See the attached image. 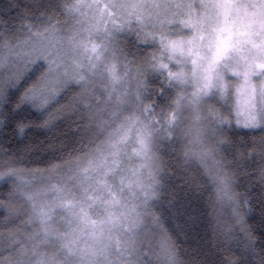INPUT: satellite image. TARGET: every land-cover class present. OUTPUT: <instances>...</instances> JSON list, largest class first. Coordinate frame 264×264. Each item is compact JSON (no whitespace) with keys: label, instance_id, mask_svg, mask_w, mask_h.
Returning <instances> with one entry per match:
<instances>
[{"label":"snow or ice","instance_id":"obj_1","mask_svg":"<svg viewBox=\"0 0 264 264\" xmlns=\"http://www.w3.org/2000/svg\"><path fill=\"white\" fill-rule=\"evenodd\" d=\"M63 3L67 20L62 25L51 17L47 27L35 32L32 28L36 25H21L28 40L17 45L11 41L0 43V125L15 119L26 108L43 115L48 110L46 105L63 94L55 89L67 91L75 86L82 89L79 97H74L78 106L86 97L95 99V105H83L86 113L82 117L90 121V130H95L90 141L95 147L77 149L85 155L68 169L70 174L50 177L57 183L44 190L33 189L38 178H23V169L18 167L23 160L18 156L0 158V186L11 185L8 197L19 199L24 207L23 212L13 215L16 219L27 216L19 227L37 229L26 231L13 242L8 250L15 251L16 258L9 264H119L120 260L131 264L139 235L145 229L160 231L159 218L149 224V212L161 188L157 178L161 170L153 166V148L160 142L161 132L167 131L163 139L169 143L183 144L184 155L192 162L215 157L225 144L216 138L232 124L213 105L229 108L234 78L242 80L241 87L251 89L254 101L242 122L237 112L236 127L264 133V0ZM124 31H135L138 37L142 33L141 43L158 46L159 55L151 54V67L144 71L160 76L167 73V87L181 89L175 102L168 105L170 114L163 108L157 114L152 104L142 111L137 107L139 115L123 116L129 109L133 81L130 65L134 63L127 60L116 39ZM21 44H31L32 51L17 52ZM30 55L36 56L33 64L46 61L47 71L14 100V93L29 76L18 66ZM140 71L137 70V81ZM254 80L262 83L255 85ZM98 84L103 85L101 95L107 93L104 99L95 97ZM157 115L162 119L151 118ZM16 128L23 134L31 124L21 118ZM252 143L264 149V135ZM134 160L143 162L126 167ZM226 166L214 162L217 174L209 177L222 195L228 194L230 180L218 170ZM55 170L59 171L60 166ZM233 216L241 230L247 231L238 204ZM4 223L0 221V227ZM117 235L125 241L123 245L115 238ZM157 246L163 264H182L167 236L161 235ZM47 249L54 251L49 254ZM0 264L4 262L0 260ZM220 264H241V258L233 259L223 249Z\"/></svg>","mask_w":264,"mask_h":264},{"label":"trees","instance_id":"obj_2","mask_svg":"<svg viewBox=\"0 0 264 264\" xmlns=\"http://www.w3.org/2000/svg\"><path fill=\"white\" fill-rule=\"evenodd\" d=\"M65 6L63 0H0V43L11 41L15 45L20 40H28L27 32L21 25L34 24L37 27L32 31L35 32L48 26L49 17L62 25L67 20L62 11ZM116 39L127 60L134 61L130 65L133 70L131 92L136 100L140 96L139 100L145 102V107L155 104L157 114L161 108L170 114L172 109L168 105L175 102L181 90L167 87V73L160 76L144 71L151 67V54L159 55L158 46L141 43L144 36L141 33L138 37L135 31H126L124 35L119 33ZM35 65L14 93V100L46 72L45 63ZM137 70H141L138 81ZM102 87V84L97 86L95 97L106 98L107 93L101 95ZM54 91L63 94L50 101V106L46 105L48 110L43 115L26 108L15 119L0 125V158L7 160L18 156L22 159L23 163L18 167L23 169L25 177L34 173L59 175L74 167L75 162L85 155L77 149L95 147L90 143L95 130H90L88 119H82L86 113L83 105H95V99L86 97L78 106L74 97H79L82 89L74 86L67 91H63L62 87ZM161 92L163 96L159 95ZM132 99L130 95L128 104ZM7 113L8 109H5V115ZM21 118L31 124V128L23 134L16 128ZM262 135L264 133L259 130L232 125L225 127L218 136L219 140L227 142L225 147H221L219 159L227 165L222 171L230 180L228 195L233 198L232 203L219 194L216 185L209 179L211 173L203 164L185 157L183 144L166 142L158 148L162 173L158 199L153 204L154 213L159 218L162 235L170 239L182 264H220L223 249H227L231 258H241V264H262L264 178H261V171H264V149L258 143H252L259 141ZM57 166H60L59 171L55 170ZM10 187L0 186V203L3 204L0 221L5 222L0 227V237L5 238L19 229L10 214L11 210L17 211L14 200L8 197ZM237 204L240 215L244 217L243 228L247 231L241 230L233 216Z\"/></svg>","mask_w":264,"mask_h":264},{"label":"rangeland","instance_id":"obj_3","mask_svg":"<svg viewBox=\"0 0 264 264\" xmlns=\"http://www.w3.org/2000/svg\"><path fill=\"white\" fill-rule=\"evenodd\" d=\"M145 31H150V29H146ZM125 32L126 31L122 32V34L124 35ZM117 36H119V33L117 34ZM174 39H179V37H174ZM19 42H21V40L18 41L15 45L19 44ZM15 50L17 52H20L21 54L29 53L32 51V45L31 44H21ZM33 60H36L35 55L27 56L24 60H22L20 65L18 66L20 68V71H23V72L29 71L30 72L36 66L35 65L36 63L47 64L46 61H40V60H37V62L35 64H33L32 63ZM173 71H178V69L173 68ZM232 82L235 85V87L232 89V97H231V100L229 101V108L228 109L221 108L220 104H214L213 106L218 111H220V113L222 114L224 119L230 120L231 124L236 127L237 112L240 113V119L242 122L243 115L246 113L247 109L251 106V104L254 101L252 98L251 89L241 87L242 80H236L233 78ZM261 83H262V81H260V80H254L253 81V84H255V85H260ZM98 85H100V84H98ZM188 91L190 93L192 91V89L190 88ZM180 94H181V91H180ZM130 95L133 96V99L130 100L129 109L123 113V116L139 115V113L136 112L137 106H139L140 110L142 111L146 105L145 102L141 103L140 100H136L135 94L133 92H131ZM41 102H43V101H41ZM255 102H259V101H255ZM123 116H122V119H123ZM185 116L188 117V113H185ZM155 119H162V118L158 116ZM189 119H190V117H189ZM117 123H119V122H117ZM237 128L244 129L242 127H237ZM250 130H253V129H250ZM166 135H167L166 130L164 132H161L160 133V142L157 144V146L155 148H153V155L156 158L153 162V166L158 167L161 170L159 176L157 177L159 180V183H160V176L162 173V167L160 164V153L158 151V148H160V145L162 143L168 142L167 140L163 139V137H165ZM216 139L219 140L218 137ZM223 141L225 142V144L223 145L225 147L227 145V142H226V140H223ZM129 151H131V148H129ZM220 151H221V148L219 149L217 155L208 161H201L199 159L196 160L197 162L203 164L202 166H204L205 169L209 173H211L212 176H215L217 174V170H213V163L214 162H220V159H219L220 158L219 157ZM142 162L143 161L134 160L131 162V164H127L126 167L131 168V167L139 165ZM218 171L223 176L222 168L219 169ZM58 174L59 175H52V176L47 175L46 176L45 174H41V173L35 174L34 173V174H31V176H27V177H25L23 175V178L25 180H28V181H32L34 178H38L37 182L33 185V189L34 190H44V189L48 188L51 184L57 183V179H49L50 177H67L70 173L68 172V169H66L65 171H62ZM147 175H148V170L146 169L144 171V178L145 179L147 178ZM216 187H217L219 194L221 196H224V198L228 199L232 203L233 198L231 197V200H230L229 199L230 195H228V194L222 195L220 193L219 186L216 185ZM159 191H160V189H159ZM159 191H158V193H159ZM13 200H14V204L16 205L17 211L15 212V211L11 210L10 214H11V217H13V219L15 220L16 225L19 227L23 220H27V216H21L20 219L15 218V216L13 214L17 213V212H23L24 207H22L21 201L19 199H13ZM153 204H154V202L152 203L151 208H150V212H149V215L152 218L149 220V224H152L153 221L156 219ZM159 227L161 228L160 224H159ZM36 230L37 229H35V228H29L26 230L24 228L19 227V229L17 230V232L15 234H11L6 238L0 237L1 238L0 239V245H1L0 246V253H2V254H0V260H2L4 262V264H9V261L14 260L16 258V252L15 251H9L8 249L10 248V246L13 244L14 241L19 240L21 238V235H23L26 231L34 232ZM161 235H162L161 230L153 232L150 229H145L144 232H142L139 235V237L137 238V251H136L135 255L131 257V264H163L160 249L157 246L159 243V240L161 239ZM115 238L120 239L121 245H123L125 243V241L123 239H121L118 235ZM46 251H48L49 254H51V252L54 251V249H47ZM124 255L128 256V253L125 252ZM112 259L116 260L117 257L115 255H113ZM119 264H127V262L125 260H120Z\"/></svg>","mask_w":264,"mask_h":264}]
</instances>
